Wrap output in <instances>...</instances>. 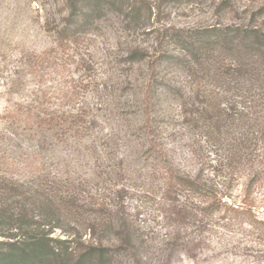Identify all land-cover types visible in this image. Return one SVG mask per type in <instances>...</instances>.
I'll use <instances>...</instances> for the list:
<instances>
[{
	"label": "rangeland",
	"instance_id": "374dc122",
	"mask_svg": "<svg viewBox=\"0 0 264 264\" xmlns=\"http://www.w3.org/2000/svg\"><path fill=\"white\" fill-rule=\"evenodd\" d=\"M64 1L0 0V150L4 156L0 174L28 186L41 179L70 194L81 206L107 205L117 218H126L137 237V255L134 250H121L112 264H264L263 246L250 243L242 231L235 235L232 229L221 228L215 217L209 219L215 224L206 226L199 218L182 222L175 213L169 216L163 201V175L142 131V94L150 57L126 59L134 46L155 54L164 35L163 50L178 55L181 46L172 38L174 34L264 26V11H259L264 0H148L152 6L162 5L159 12L153 8L148 30H127L109 12L98 33H87L80 47L69 42L67 50L59 46L55 31L65 17L60 12ZM140 1L134 0L139 5ZM36 55L43 56L44 63L35 68ZM82 58L84 63H79ZM158 72L161 83L179 84L182 92L193 86L192 76L181 66L161 64ZM163 92L162 88L157 91L162 94L156 100V114L169 117L164 147L175 166L195 175L203 174L206 163L205 173L220 181V174L209 167L218 164L217 157L207 152L203 156V140L200 145L193 142L191 127L182 120L180 100ZM20 104L26 115L29 109L62 112L82 107L88 113V130L60 141L48 135L41 149L23 119L15 124L7 119ZM172 131L175 136L169 135ZM193 150L197 156L191 154ZM254 192L262 205L264 183L256 185ZM187 199L183 196L180 201ZM258 210L264 215V206ZM88 233L85 239L90 238ZM106 235L105 245H119L113 232ZM51 236L67 238L60 229Z\"/></svg>",
	"mask_w": 264,
	"mask_h": 264
},
{
	"label": "trees",
	"instance_id": "16d2710c",
	"mask_svg": "<svg viewBox=\"0 0 264 264\" xmlns=\"http://www.w3.org/2000/svg\"><path fill=\"white\" fill-rule=\"evenodd\" d=\"M161 7L148 0L140 5L134 0H65L60 10L65 17L55 27L59 46L67 50L73 42L80 47L87 33L101 30L109 12L127 30H148L153 8L159 12ZM195 33L172 36L181 46L178 55L163 50L164 35L155 54L134 46L126 56L131 62L150 57L149 79L142 94V131L163 175V201L170 217L175 213L182 222L199 218L206 226L214 225L209 219L215 217L221 228L232 229L235 235L242 231L250 243L264 248V215L258 210L264 203L259 204L254 192L256 185L264 183V26L207 28ZM43 61V56L36 55L33 66ZM165 63L183 67L193 78L192 88L182 92L179 84L161 83L158 69ZM160 88L168 97L180 100L182 120L191 127L193 142L200 145L203 140V156L207 152L217 157L218 164L209 167L220 174V181L205 173L206 163L203 174L195 175L175 166L164 147L169 117L156 114ZM19 106L7 119L11 124L23 119L41 149L48 135L60 141L68 134L82 136L88 130V113L82 107L62 112L29 109L26 115ZM191 154L197 156L198 152ZM3 157L0 150V165ZM49 185L38 179L28 186L0 174V264H112L121 250H134L137 255V237L126 218H117L107 205L81 206L70 194ZM183 196L187 201H180ZM56 229L67 238L52 237ZM87 232L89 239L84 238ZM111 232L119 242L115 248L103 243Z\"/></svg>",
	"mask_w": 264,
	"mask_h": 264
}]
</instances>
